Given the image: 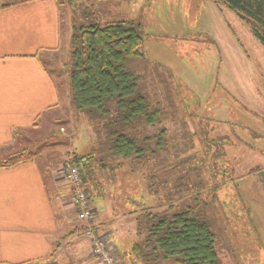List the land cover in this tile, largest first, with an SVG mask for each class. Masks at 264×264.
<instances>
[{"label":"rangeland","instance_id":"obj_1","mask_svg":"<svg viewBox=\"0 0 264 264\" xmlns=\"http://www.w3.org/2000/svg\"><path fill=\"white\" fill-rule=\"evenodd\" d=\"M56 3L61 45L48 57L47 68L57 84L60 105L43 114L35 126L17 132L13 145L0 152V162L33 158L50 193L51 170L70 162L83 173L82 165H89L95 182L90 187L92 204L102 222L114 219L109 229L121 264L137 241L136 218L147 210L170 214L191 210L210 225L222 264H264V49L249 27L215 0ZM123 19L138 25L143 39L142 57L128 64L133 69L142 66L149 78L156 79L171 120L185 118L195 129L192 149L182 158L141 164L106 159L110 127L104 129L88 112L72 109L70 26L94 22L103 26ZM151 88L145 81L139 89L150 95ZM113 104L108 103L110 120ZM52 196L59 210V201ZM71 240L72 246L67 239L61 242L63 261L99 264L80 232Z\"/></svg>","mask_w":264,"mask_h":264},{"label":"trees","instance_id":"obj_2","mask_svg":"<svg viewBox=\"0 0 264 264\" xmlns=\"http://www.w3.org/2000/svg\"><path fill=\"white\" fill-rule=\"evenodd\" d=\"M33 1L39 0H14V5ZM215 3L245 23L264 49V0H215ZM138 28L124 19L103 26L95 22L72 26L68 61L72 109L88 112L104 129L110 127L106 159L141 164L175 156L182 158L192 149L190 137L195 129L185 118L178 122L171 120L156 79L149 78L142 66L133 69L128 64L130 59L142 57L143 39ZM145 81L153 87L150 95L139 89ZM111 102L112 120L108 119ZM15 160H4L0 166ZM83 166L86 169L81 171L83 181L92 195L95 182L87 171L89 165ZM74 230L81 234L80 227ZM134 233L137 241L130 247L131 254H125V264H222L210 225L191 210L172 214L166 210L153 213L147 210L142 218H136ZM57 248L58 245L56 252Z\"/></svg>","mask_w":264,"mask_h":264},{"label":"crops","instance_id":"obj_3","mask_svg":"<svg viewBox=\"0 0 264 264\" xmlns=\"http://www.w3.org/2000/svg\"><path fill=\"white\" fill-rule=\"evenodd\" d=\"M60 31L56 2L14 5V0H0V152L13 145L17 132L35 126L60 105L57 84L47 68L48 57L59 51ZM50 172L52 194L33 158L0 166V264H69L60 258L61 242L67 239L72 246L79 223L60 168ZM92 211L96 232L107 235L113 245V217L102 222L96 205Z\"/></svg>","mask_w":264,"mask_h":264},{"label":"built area","instance_id":"obj_4","mask_svg":"<svg viewBox=\"0 0 264 264\" xmlns=\"http://www.w3.org/2000/svg\"><path fill=\"white\" fill-rule=\"evenodd\" d=\"M60 176L70 187V203L75 210L81 236L89 242L94 259L99 264H121L107 235L96 232L94 228L91 194L86 190L79 165L65 163L60 168Z\"/></svg>","mask_w":264,"mask_h":264}]
</instances>
